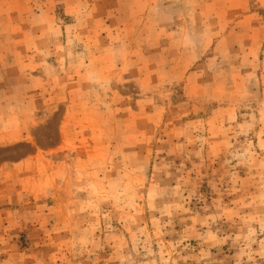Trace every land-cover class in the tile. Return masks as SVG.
Instances as JSON below:
<instances>
[{"label":"rangeland","instance_id":"rangeland-1","mask_svg":"<svg viewBox=\"0 0 264 264\" xmlns=\"http://www.w3.org/2000/svg\"><path fill=\"white\" fill-rule=\"evenodd\" d=\"M0 264H264V0H0Z\"/></svg>","mask_w":264,"mask_h":264}]
</instances>
